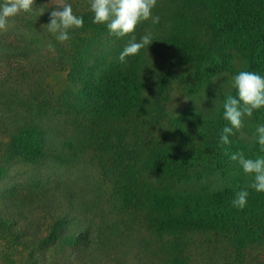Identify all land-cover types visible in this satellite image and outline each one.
Here are the masks:
<instances>
[{
    "label": "trees",
    "instance_id": "trees-1",
    "mask_svg": "<svg viewBox=\"0 0 264 264\" xmlns=\"http://www.w3.org/2000/svg\"><path fill=\"white\" fill-rule=\"evenodd\" d=\"M60 2L35 0L0 31V177L15 162L93 169L0 187V264H264V192L230 159L264 155L260 146L221 147L224 117L191 122L171 109L235 54L264 76V0H157L159 23L124 37L93 23L89 0H63L84 21L63 43L46 25ZM146 30L154 41L121 63ZM253 116L264 123V108ZM188 126L205 133L173 142ZM205 164L230 181L183 188Z\"/></svg>",
    "mask_w": 264,
    "mask_h": 264
},
{
    "label": "clouds",
    "instance_id": "clouds-1",
    "mask_svg": "<svg viewBox=\"0 0 264 264\" xmlns=\"http://www.w3.org/2000/svg\"><path fill=\"white\" fill-rule=\"evenodd\" d=\"M34 4L35 0H3L0 3V31H6L9 19L20 12L30 13ZM156 4L157 0H89V10L93 13V23L106 25L110 35L124 37L133 33L141 21L151 19L153 24L159 23L160 17L152 15ZM83 24V17L74 14L72 5L61 0L50 13V22L46 25L56 40L63 43L70 39L69 29L81 28ZM153 41L151 31L147 30L139 42L132 36L120 52L119 61L126 63V57L137 55ZM231 84L237 90V96L228 95L223 103V117L228 125L220 135L221 147L230 144L229 136L243 128L245 116L252 117L254 111L264 108V76L256 72L240 71L232 77ZM255 142L264 153V123L255 128ZM230 159L238 161L243 172L251 178L248 188L264 192V155L246 158L243 152H237L231 154ZM248 196L247 189L239 190L231 203L234 207L243 209Z\"/></svg>",
    "mask_w": 264,
    "mask_h": 264
},
{
    "label": "rangeland",
    "instance_id": "rangeland-1",
    "mask_svg": "<svg viewBox=\"0 0 264 264\" xmlns=\"http://www.w3.org/2000/svg\"><path fill=\"white\" fill-rule=\"evenodd\" d=\"M209 65L211 64L209 63ZM206 68L210 67L207 65ZM245 68V60L235 54L231 57L226 69L217 72L210 78L197 81L188 93L180 94L177 92L171 104V109L175 112V117L177 119L182 117L191 122L202 121L213 123L220 120L219 118L221 116L223 117V103L226 97L228 95L235 96V93H237V90L231 84L232 77ZM243 124L244 126L240 131L235 132V135L229 136L230 144L239 151H244L249 154L252 152L255 153V128L260 123L256 121L254 116H245L243 118ZM206 129L211 131L209 128ZM202 133H205V131H199L196 127L188 126L172 130V140L173 142H187L193 139V142H197ZM86 165L88 167L86 171L93 169L90 163ZM86 165H82L81 163L77 166L59 167L56 163L47 160L35 169V166H26L23 163L15 162L4 168L3 175L0 177V187L27 186L34 181L35 172H41L44 176H50L56 179L62 177L74 178L81 172L80 169H83ZM218 168L216 165L209 167L205 164L202 167L194 169L187 176L190 178L189 182L183 183L182 187L194 191L202 187H206L209 190L216 189L217 187L221 188L231 178L225 176V180L221 179ZM233 178H235V175Z\"/></svg>",
    "mask_w": 264,
    "mask_h": 264
}]
</instances>
